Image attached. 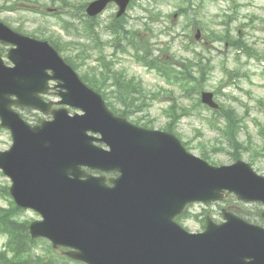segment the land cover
<instances>
[{"label": "water", "instance_id": "water-1", "mask_svg": "<svg viewBox=\"0 0 264 264\" xmlns=\"http://www.w3.org/2000/svg\"><path fill=\"white\" fill-rule=\"evenodd\" d=\"M111 1L120 5L121 15L130 0H97L88 12L95 15ZM0 40L16 45L9 53L15 67L0 58V115L14 139L10 150L0 152V168L14 181L18 204L46 218L33 224L34 236L80 247L74 256L90 264H264V230L231 213L222 224L209 219L203 233H189L173 221L186 203L224 198L225 189L264 202V176L249 163L211 166L188 153L173 134L115 117L47 42L1 22ZM52 78L63 81V102L86 114L71 117L58 110L54 120L31 126L12 105L49 112L51 103L40 93L48 91ZM202 100L219 107L213 92H202ZM88 130L101 131L100 140L111 149L95 147ZM81 164L122 176L113 186L106 177L81 180ZM142 178L149 184L135 182Z\"/></svg>", "mask_w": 264, "mask_h": 264}, {"label": "rangeland", "instance_id": "rangeland-1", "mask_svg": "<svg viewBox=\"0 0 264 264\" xmlns=\"http://www.w3.org/2000/svg\"><path fill=\"white\" fill-rule=\"evenodd\" d=\"M72 4L68 6L62 5L60 0H0V20L17 29L22 27L23 32L33 35L38 31L41 33L45 31L47 34L60 33L64 43L65 51H60L61 55L66 58L68 55L72 56L76 63L78 62V72L92 73L100 71L102 67L97 61V57L101 54L107 55L108 59L113 60L117 69H125L129 74H135L139 79L143 80L144 86L147 91L157 94L153 97L151 105L145 111L135 112L131 118H140L142 121L151 120L152 127L155 129H164L168 118L164 114V108L169 105L167 96L178 98L179 102L187 105H192L196 97H200V93L193 94L189 97H183V89L178 85H170L165 81L156 70L149 71L144 65L135 61L132 54L120 53L117 56L114 54V45L111 32H109L108 25L116 14L117 7L111 4L100 16L96 17V22L93 26L99 31L100 34V50L95 47L92 40L89 39L84 32L83 24H85L84 17H88L85 12L86 4L91 0H70ZM149 3V0H136L133 7L128 9L127 19L130 26H136L141 29L145 27L146 17L140 3L144 5ZM83 2L82 17L77 12L78 6ZM190 0H170V2L163 6V13L161 18L157 19L154 24V37L150 42L153 44L155 56L159 55L162 61H172L171 66L178 71L182 69L180 63H189L192 71L197 67L192 66L193 63L188 59H195V57H202L204 62L211 60L214 68L210 73V77L204 83V89L211 90L215 93L217 101L221 104L231 105L235 107L243 117L244 123L252 132V148L243 153L242 158L249 161L254 169L264 175V156H257L252 162L250 158L254 155V150H260L264 144V138L259 135V128L261 125L264 127V0H193V10L188 13V17L173 15L176 13L180 6H188ZM10 5H15L16 9L10 10ZM33 7L34 9H32ZM48 8L55 9L56 14L48 11ZM230 8L238 11L237 17L234 18L230 24L233 36H239L240 33L244 34V38L249 43L250 54L245 53L244 49L237 50L226 44L224 41L215 42L213 44L206 42L202 39L205 32L211 29L224 31L227 26L225 21H229L226 16L230 14ZM41 9V10H39ZM37 11V12H36ZM49 13V14H46ZM59 16L69 17L74 23L72 32L79 34L76 40H71L65 34L60 26ZM171 15V16H170ZM196 15H198L196 17ZM236 16V15H234ZM233 16V17H234ZM195 18L201 20V24H205L207 30H202L201 39L194 38L197 32V26L192 23ZM77 25V27H76ZM173 27L170 34L167 30ZM149 36V33H147ZM41 37L40 35H36ZM43 39V38H42ZM189 45V48L186 46ZM11 45L0 43V50L5 54L10 49ZM129 51H133L128 47ZM198 52V56H196ZM174 55V57L172 56ZM177 65L178 68H177ZM195 74V73H194ZM99 75V73H98ZM169 87L174 88V93L166 95L163 90ZM152 94V93H149ZM57 95H52L51 99L57 100ZM18 110L27 118L29 122H34L35 110L31 108L19 107ZM212 110L202 109L201 113L194 112L191 116L182 118L176 131L181 135L180 137L190 142L193 147L191 151L197 155H202L203 150L210 151L212 155L211 163L214 165H226L235 162L229 151L214 152V146L220 147L221 136L218 130L212 129L208 126L206 117L212 115ZM43 117L44 115L41 114ZM260 126H259V125ZM240 140L244 141V146H247L250 140H247L245 132L240 134ZM12 144L10 132L7 129L0 128V151L8 149ZM227 148L229 146H226ZM11 185L10 179L0 171V186ZM0 205L7 206L9 201L0 196ZM222 207H230L231 210L242 212L240 214L245 217H255L254 214L260 209H264V205L260 203H245L238 200L232 195L226 202L219 203H194L188 207V215H186L181 223L191 231H200L203 227L200 218L207 215L213 216L214 219L220 221L223 219L221 210ZM229 208V209H230ZM239 214V213H238ZM194 215V216H192ZM20 220L41 219V216L32 209H22L18 215ZM7 240L6 236L0 234V250L4 247ZM45 245L40 244L37 252L45 254ZM62 250L56 249L59 259L64 260L60 254ZM62 256H65L64 254ZM66 259V258H65ZM69 264H82L73 260H69Z\"/></svg>", "mask_w": 264, "mask_h": 264}, {"label": "trees", "instance_id": "trees-1", "mask_svg": "<svg viewBox=\"0 0 264 264\" xmlns=\"http://www.w3.org/2000/svg\"><path fill=\"white\" fill-rule=\"evenodd\" d=\"M154 1V4H156L155 9H158V12L155 14L153 10L148 9V18L151 21L156 20L158 15L161 13L159 5L162 3L161 0H151ZM64 4L70 5L72 4L69 1H65ZM190 7L186 6L181 9V12L187 13L188 9L189 11L192 10L191 6L193 5V1L190 0ZM79 9L82 10L83 4L80 3ZM146 10V8H145ZM188 11V12H189ZM227 16V15H226ZM230 16V22L235 18L232 15ZM158 19V18H157ZM228 22V24H230ZM193 23L199 27L202 30H207L205 24H201L200 19H195ZM89 32L91 30L89 27L87 28ZM93 31V30H92ZM115 31L118 32H127L124 28H122L121 25H118V27L115 29ZM130 38H132L135 42V44H139L143 47H146L145 45L148 44V42L144 40H136V36L134 31L130 32ZM206 39L214 42L217 40H222L228 43L230 46H235L237 49H244L245 51H249V43L248 41L242 37V36H232L230 33V27L227 26L224 32H220L218 30H210V34L206 36ZM103 62V60H102ZM192 62V61H191ZM71 63H75L71 60ZM107 64L106 62H103ZM193 66L197 67V76H193L191 67L188 66V64H182L183 70L180 71V74L182 76L177 77L178 81L181 82V85L183 87H186V91L190 92L191 94L193 92H199V90L203 89V82L206 80V76L210 74V71L214 68L210 65H206L201 57H197L196 62H192ZM104 64V65H105ZM211 67V68H210ZM110 70L112 68L108 67L105 69L106 73H110ZM104 76H107L105 73ZM112 75V73H111ZM113 76H116L115 81L113 85L116 86V99L124 104L127 108V110H135L136 108L143 109L144 105L146 104V96L141 84L137 82L135 79V76L128 77L124 72H114ZM101 88V86H100ZM203 108L202 104L200 103L199 98H197V101L194 102L190 107L184 106V105H177L176 102L173 103V105L170 107V110H167V115L171 116L172 120L168 123L167 127L171 128V125H175L176 122L181 118L182 115H188L191 114L194 111H201ZM198 112V113H199ZM217 115L213 117V119H209V122L217 127L222 134V137L224 140H221V146L218 148L219 150H226L228 149L225 147L226 145L233 148L232 155L234 158H238L242 155L243 150H250L252 148V143H249L247 146H244V143L240 141L239 135L242 132V130L245 129V124H243V118L238 115L236 109L232 106L225 107L223 106L222 110L219 112H216ZM219 123H224L222 126L219 125ZM261 133L264 135V129L261 130ZM248 139L251 142L252 136L249 131H247ZM225 144V145H224ZM217 150V149H216ZM254 155H263L264 156V146L261 147V150L253 149ZM204 153L208 155V153L204 150ZM231 153V152H230ZM204 154V155H205ZM19 210L18 207L15 205L12 206L10 209H6L3 207H0V227L3 229V231H8L11 233L13 241L11 243L12 248L14 249V255L12 257H8L7 254H2L0 256V263L2 264H36V263H29L30 258H33L32 250L26 248L27 243L29 242L28 236L24 232L25 225L23 223H20L19 220L15 217L16 212ZM36 259H39L38 256H36ZM47 264V263H44Z\"/></svg>", "mask_w": 264, "mask_h": 264}]
</instances>
